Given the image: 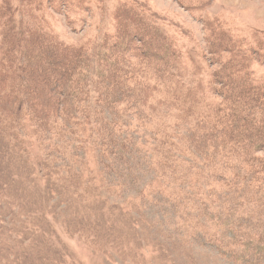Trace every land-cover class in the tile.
Segmentation results:
<instances>
[{"label":"rangeland","instance_id":"rangeland-1","mask_svg":"<svg viewBox=\"0 0 264 264\" xmlns=\"http://www.w3.org/2000/svg\"><path fill=\"white\" fill-rule=\"evenodd\" d=\"M10 16L18 37H29L33 54L36 37L61 48H83L93 84L82 97L89 105L73 110L99 111L90 112L93 128L96 121L103 127L114 121L124 130L146 110H159L160 117L183 107L163 105L165 91L173 89L180 98L199 100L197 110L210 128H219L212 115L225 105L226 124L243 127V142L254 136L251 128L264 131V0H0V93H21L25 99L24 93L34 91L31 76L39 64L36 58L25 60V43L13 42L18 37L11 45L2 42V24ZM106 73V81L118 82L113 89H104ZM5 81L28 83L32 90L7 88ZM155 85L158 94L150 93ZM71 92L81 97V82ZM106 97L117 103L106 107ZM31 109L24 106L25 117L17 125L24 154H17L21 158L9 169L17 175L7 183L11 204L1 206L9 235L0 238V264L233 263L223 249L232 236L224 209L214 204L202 213L196 202L182 203L193 199L192 187L204 188L209 177L186 170L182 194L176 179H182L177 176L181 167L162 170L159 154L137 148L140 133L124 141L126 152L117 160L104 162L97 141L88 144L86 156L76 119L58 121L51 136L38 141ZM194 124L178 119L175 127ZM107 134L115 145L125 140L116 130ZM240 256L253 264L242 250ZM259 259L254 264H264V257Z\"/></svg>","mask_w":264,"mask_h":264},{"label":"trees","instance_id":"trees-1","mask_svg":"<svg viewBox=\"0 0 264 264\" xmlns=\"http://www.w3.org/2000/svg\"><path fill=\"white\" fill-rule=\"evenodd\" d=\"M2 25L4 33L2 42L11 45V41L14 37L17 38L19 33L16 31L13 18L10 16ZM28 38L22 40L21 37H18L13 42L25 43L26 46L21 54L25 60L30 61L36 58L37 64H39L38 67H35L37 68L36 76H31L34 91L30 94L23 92L29 91L30 85L28 83L17 85L5 81L3 83L5 87L16 86L26 95V98H20L21 93L16 96L0 93V238L9 235L4 229L5 220L1 213V206L5 205V201H10L6 205L11 204L13 190H11L10 184L7 187V183L13 176L17 175V172L9 169L15 167L14 163L17 158H21L17 154H24V149H21L19 142L22 138L17 133V125L22 122L23 116L25 117L24 106L31 105L32 116L30 119L36 123L33 136L38 141H45L51 136L58 121L66 122L76 119L80 124L78 129H80L81 137L84 139L85 147L83 149L86 156L90 152L88 144L97 141L95 148L99 149L104 162L113 161L114 158L117 160L120 154L126 152L127 143L124 141H129L132 136L140 133L137 137L139 142L137 148L148 147L151 148L150 153L159 154L162 157L160 166L162 170L170 171L174 168L177 169L178 166L181 167L178 168L177 176L182 177V179H176L180 181L182 194L186 184L183 180L187 177L186 170L200 178L206 175L209 179H204L206 181L204 188L201 185L192 187L189 195L193 199L185 200L182 203L194 201L197 211L202 213L209 212V208L213 207L214 204H216V209L217 207L224 209L226 216L231 221L228 226L232 236L224 244L223 249L233 262L232 264H249V262L241 260V250L248 259L252 260L253 264L261 260L259 257H264V243L261 242L264 239L259 237V235L264 234V156L260 157L264 155L260 154L264 153V131H260L258 134L256 128H251L254 136H248L247 140L243 142V127L234 126L231 129L226 124V118L229 116L222 110V106H225L222 105L225 104L222 97H220L222 106L212 115L213 120L217 119L219 128L213 126L210 128L207 125V117L197 110L200 104L199 100L193 102L180 98L175 95L173 89L165 91L167 96L163 98V105L172 102L174 104L180 103L183 107L165 111L160 117L159 110H146L134 118L135 126L128 124L124 130L118 127L117 122L114 121L106 123L104 127L96 121L93 128L89 122L90 112L96 114L99 111L85 110V108L84 110H73L77 104L89 105L88 98L82 99V97L89 85L93 84V74L89 71L83 48H61L56 43L47 44L40 40V37L39 40L36 37V54H33V50L27 44ZM132 38L134 40L135 36ZM133 40L126 41V44H132ZM4 53L1 55L2 57L5 55ZM2 71L4 69L0 73ZM106 74L105 81L109 76V73ZM80 82L81 97L71 92L77 88ZM106 82L104 89L107 87L113 89L118 83L113 78ZM157 86H152L150 93L158 94ZM168 86L177 88L178 84H172L169 81ZM1 88L0 86L2 91ZM56 90H63V95L57 94ZM35 93L36 96L33 98ZM98 101L100 102V100ZM102 102L107 105L106 107H110L117 103V99L106 97ZM187 103L188 107L185 109ZM155 105L159 108L162 102L157 100ZM172 111H178L180 115H174ZM122 112L119 114L124 115V117H133V115L127 116L126 112ZM81 115L83 121L79 118ZM238 115L237 118L240 119L241 117ZM230 118L235 119L236 116ZM178 119L190 123H194L196 120V124L185 128H176L175 122ZM13 120L15 121L11 122ZM117 127L118 129H116ZM111 130H116L117 133H122L125 136V140L120 145H115L113 139L107 138V131ZM115 148L117 151L113 152L112 149ZM142 152L146 151L142 150ZM168 161L173 162L174 166H171ZM226 187L228 188L226 194L219 195ZM186 189L185 195L187 197L189 186L186 185ZM228 197H232L234 200ZM246 231L257 238L249 237ZM258 242H261L260 245H262L260 249L257 246Z\"/></svg>","mask_w":264,"mask_h":264}]
</instances>
